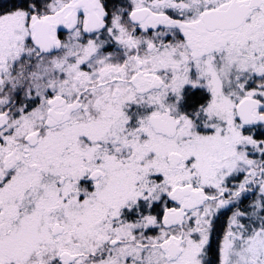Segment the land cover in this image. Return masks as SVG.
<instances>
[{
	"label": "snow or ice",
	"instance_id": "snow-or-ice-1",
	"mask_svg": "<svg viewBox=\"0 0 264 264\" xmlns=\"http://www.w3.org/2000/svg\"><path fill=\"white\" fill-rule=\"evenodd\" d=\"M0 264H264V0H0Z\"/></svg>",
	"mask_w": 264,
	"mask_h": 264
}]
</instances>
